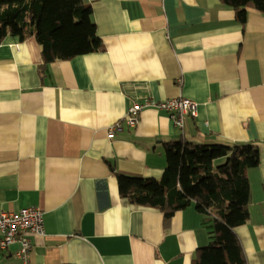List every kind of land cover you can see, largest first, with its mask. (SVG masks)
<instances>
[{"label":"crops","instance_id":"1","mask_svg":"<svg viewBox=\"0 0 264 264\" xmlns=\"http://www.w3.org/2000/svg\"><path fill=\"white\" fill-rule=\"evenodd\" d=\"M102 50L40 71L34 36L0 44V211L37 206L44 235L30 234L0 264H191L208 244L194 203L168 220L120 196L117 173L159 179L165 143L255 142L249 217L235 228L247 264H264V14L239 22L220 0H84ZM197 103L182 128L141 111L108 127L144 97Z\"/></svg>","mask_w":264,"mask_h":264},{"label":"trees","instance_id":"2","mask_svg":"<svg viewBox=\"0 0 264 264\" xmlns=\"http://www.w3.org/2000/svg\"><path fill=\"white\" fill-rule=\"evenodd\" d=\"M220 1L241 23L248 8L264 14V0ZM91 14L84 0H0V44L8 36H34L41 47L39 69L45 72L52 62L102 50ZM164 154L159 179L117 173L120 196L159 210L165 220L193 202L210 240L191 264H247L235 228L249 217L247 171L259 163L255 142L176 140L165 143Z\"/></svg>","mask_w":264,"mask_h":264},{"label":"built area","instance_id":"3","mask_svg":"<svg viewBox=\"0 0 264 264\" xmlns=\"http://www.w3.org/2000/svg\"><path fill=\"white\" fill-rule=\"evenodd\" d=\"M197 103L183 96H176L163 100H155L144 97L131 103L126 113L108 127V135L111 137L116 130H121L122 125L134 127L139 121L142 110L154 107L169 113L174 125L182 128L184 117L195 116ZM43 210L37 206L23 207L17 211H0V250L6 249L13 242H19L18 256L27 261L31 247L30 234L44 235Z\"/></svg>","mask_w":264,"mask_h":264}]
</instances>
